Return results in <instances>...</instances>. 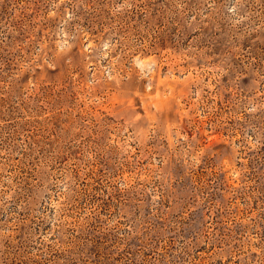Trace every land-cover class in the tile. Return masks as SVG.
Listing matches in <instances>:
<instances>
[{
	"label": "rangeland",
	"instance_id": "374dc122",
	"mask_svg": "<svg viewBox=\"0 0 264 264\" xmlns=\"http://www.w3.org/2000/svg\"><path fill=\"white\" fill-rule=\"evenodd\" d=\"M0 264H264V0H0Z\"/></svg>",
	"mask_w": 264,
	"mask_h": 264
}]
</instances>
